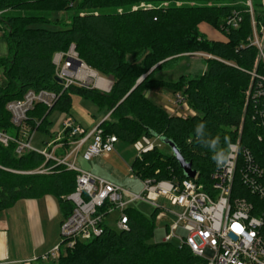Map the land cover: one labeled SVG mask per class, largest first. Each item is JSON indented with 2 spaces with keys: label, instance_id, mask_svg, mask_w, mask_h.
Returning <instances> with one entry per match:
<instances>
[{
  "label": "trees",
  "instance_id": "trees-1",
  "mask_svg": "<svg viewBox=\"0 0 264 264\" xmlns=\"http://www.w3.org/2000/svg\"><path fill=\"white\" fill-rule=\"evenodd\" d=\"M247 1L0 0V34L8 50L7 56L0 58V133L12 138L7 147L0 142V214L19 201L47 196L57 200L65 219L74 209L67 198L76 191L78 172L47 160L36 150L21 156L16 153L20 129L12 125L7 105L23 99L29 91L57 95L51 108L40 103L28 112L26 126L30 133L53 136L49 130L52 114H70L73 97H80L109 115L99 125L105 136L115 135L129 144L143 137L156 142L153 151L137 157L132 164V172L142 178H186L168 143L176 147L206 186L218 170L213 157L222 152L226 155L229 145L239 138L264 166L262 116H255L258 107L254 102L246 107V93L257 83L252 73L257 70L264 76V62L249 40L253 25ZM253 9L260 31L264 25L262 0H253ZM61 13L69 15L67 21L60 20ZM235 17L236 28L229 24ZM203 23L222 33L225 41L208 40L199 29ZM72 45L87 67L112 80L110 92L78 86L64 89L56 81L54 57L66 54ZM189 53L211 57L206 59V70L201 75L183 76L172 85L155 78L161 68ZM161 89L180 94L194 115H174L156 105L148 93ZM259 107L264 109V101ZM68 142H61L64 147L58 156L69 149ZM157 143L171 153H164ZM44 144L46 148L49 145ZM42 169L50 172L36 173ZM235 187H240L239 183ZM126 215L127 231L105 226L101 236L78 242L58 264L197 262L184 245L152 242L155 213L151 219L130 208Z\"/></svg>",
  "mask_w": 264,
  "mask_h": 264
},
{
  "label": "built area",
  "instance_id": "built-area-1",
  "mask_svg": "<svg viewBox=\"0 0 264 264\" xmlns=\"http://www.w3.org/2000/svg\"><path fill=\"white\" fill-rule=\"evenodd\" d=\"M247 5L253 25V36L249 40L259 50V58L264 62V25L260 31L256 29L253 0H248ZM262 7L264 9V0ZM237 21L238 18L235 17L229 24L236 28ZM76 60L80 59L74 45L66 54L60 53L54 57L56 77L62 81L64 89L78 86L110 92L111 82L104 89L99 84V74L94 71L97 74L95 77L87 75L86 71L91 69L84 62L79 65ZM252 77L253 80L257 79V83L246 93V107L251 102L255 103L258 107L255 109V116H262L261 123L264 126V109L259 107L264 101V76L255 70ZM175 97L178 110L185 109L190 112L189 115H194L187 107L185 98L180 94ZM56 100L57 95L54 93L29 91L23 99L7 105L12 125L20 129L21 134L26 126L28 112L36 104L41 103L51 108ZM176 114L175 111L174 115ZM64 139H68L69 149L64 155L58 156L57 152L64 147V143H61ZM10 141L11 137L0 133V142L5 147ZM57 142L60 144L56 145ZM16 143V153L19 156L28 150H36L45 155L47 160L52 159L57 165H64L68 170L79 173L76 191L67 198L74 209L62 224L63 242L44 256L43 261L58 262L78 242H87L101 236L105 226H109L107 218L113 212L119 213L116 219L117 230L127 231L129 226L126 211L132 208L133 203L141 201L153 207L158 221L166 218L167 213L175 216L176 220L168 229L156 233L160 242L181 241L197 259L195 264H264V166L256 161L250 149L241 145V138L230 144L233 147H228L227 160L218 165L209 185L200 183L198 175L195 179L156 180L134 174L143 186L139 194L78 169L80 157L90 162L115 152L119 139L115 135L105 136L99 126L88 130L76 126L71 119L66 120L62 133L53 144L56 147L52 153L48 150L52 145L44 150L33 148L32 136L25 141L20 137ZM155 146L146 137L135 144L139 158L153 151ZM49 172L50 169H45L38 173ZM237 183L240 187L236 189ZM168 205L174 209L169 210ZM235 225H239L243 231H235Z\"/></svg>",
  "mask_w": 264,
  "mask_h": 264
},
{
  "label": "rangeland",
  "instance_id": "rangeland-1",
  "mask_svg": "<svg viewBox=\"0 0 264 264\" xmlns=\"http://www.w3.org/2000/svg\"><path fill=\"white\" fill-rule=\"evenodd\" d=\"M143 7V6H142ZM137 10V8H135ZM67 14V13H66ZM69 15L67 14V16ZM64 17V18H65ZM60 18V16H59ZM68 20V18H66ZM65 20V21H66ZM201 33H203L208 40L210 41H225L226 37L211 27L210 25L203 23L199 26ZM1 35V34H0ZM7 50V45L5 39L0 36V56L4 55ZM206 59L208 55L203 53H189L184 54L179 57H176L173 61H171L168 65L161 68L155 75V78L161 80L170 85L177 83L183 76L186 77H195L201 75L203 71L206 69ZM172 59H169L170 61ZM153 68L149 74H151L157 67ZM101 77V76H99ZM103 78V77H101ZM3 79L2 70L0 68V81ZM112 83L110 78H103ZM106 93V92H105ZM178 94H174L173 90H156L152 93V96L148 94V97L156 103V105L161 106L166 109L171 114L179 113L183 116H188L189 113L185 109L178 110L176 106V97ZM186 106V104H185ZM184 107V106H183ZM188 107V105H187ZM174 112V113H173ZM105 113L100 112L98 107L91 101L84 100L80 97H73V107L71 109L70 114H63L60 112H54L50 117V121L52 125L49 127V130L53 134V136H49L47 134H42L40 132L30 133V129L25 126L26 130L23 131L20 136L22 140H27L30 136H32V146L38 150L46 149V145L44 143H48L52 145L48 150L52 153L56 147L53 145L56 142L60 134L63 130V123L71 119L76 126L83 127L85 129L91 130L92 128L98 126L100 123L104 121ZM156 143V142H154ZM56 144V143H55ZM160 146V149L166 153L170 154L171 151L169 148L164 147L160 143H157ZM57 149V148H56ZM61 151H59L60 153ZM57 156V155H56ZM139 157V153L136 150L135 144H129L123 141H119V143L115 146V152L105 156V158H98L93 161L87 162L83 160L81 157L78 159V169L81 172L88 173L93 175L94 177L104 180L110 184L122 187L127 190H131L132 192L139 194L141 193L143 186L142 183L137 180L134 176V173L131 170L133 162L136 158ZM45 169L39 170V173L44 172ZM36 172V173H38ZM35 173V172H34ZM132 208L141 212L147 218H152L154 213L153 207L150 205L138 201L132 204ZM168 209H174L170 205H168ZM119 216L118 212L111 213L107 218V224L110 228L116 230V219ZM62 217V216H61ZM176 220L173 214L167 213L166 218L161 221L155 219V232L163 229H168L171 223ZM65 221L63 217V222ZM63 224V223H62ZM62 224L54 229L56 232L52 234L54 238L53 244H57V246L61 245L63 242L62 237ZM152 242H156V238L152 240ZM173 245L177 247H182L183 243L181 241H173ZM25 252V250H22ZM21 251V252H22ZM43 251H39L36 255H40ZM52 252V251H50ZM55 264V263H54Z\"/></svg>",
  "mask_w": 264,
  "mask_h": 264
},
{
  "label": "crops",
  "instance_id": "crops-1",
  "mask_svg": "<svg viewBox=\"0 0 264 264\" xmlns=\"http://www.w3.org/2000/svg\"><path fill=\"white\" fill-rule=\"evenodd\" d=\"M65 16H67L66 13L60 14L62 22L68 18ZM7 54L8 50L0 58ZM2 82L3 79L0 84ZM153 92L155 91H149V96H152ZM108 116L105 115L104 121ZM63 217L57 200L50 196L37 200L19 201L1 213L0 264H58L57 261L42 259L57 247V244H53L55 240L52 234L56 232L54 229L59 228L63 223ZM155 238V243L160 242L156 232ZM39 251L43 252L37 256L36 253Z\"/></svg>",
  "mask_w": 264,
  "mask_h": 264
},
{
  "label": "water",
  "instance_id": "water-1",
  "mask_svg": "<svg viewBox=\"0 0 264 264\" xmlns=\"http://www.w3.org/2000/svg\"><path fill=\"white\" fill-rule=\"evenodd\" d=\"M76 62L80 65L83 63V61L81 60H76ZM146 77V76H145ZM143 77L138 84H140L143 79L145 78ZM56 81L60 84H62V81L56 77ZM169 148L171 149L174 157L176 158L177 162L179 163L182 171L184 172V175L187 179H195L197 176V173L195 171H193L191 164H188L180 155L179 151L176 149V147L173 144H169L168 143ZM158 243H162V242H158Z\"/></svg>",
  "mask_w": 264,
  "mask_h": 264
},
{
  "label": "clouds",
  "instance_id": "clouds-1",
  "mask_svg": "<svg viewBox=\"0 0 264 264\" xmlns=\"http://www.w3.org/2000/svg\"><path fill=\"white\" fill-rule=\"evenodd\" d=\"M202 127V125L198 126V131L199 128ZM233 146L229 145V149H231ZM213 160L219 165L221 164V162L226 161L227 160V155H225L223 152L218 154L217 156L213 157Z\"/></svg>",
  "mask_w": 264,
  "mask_h": 264
},
{
  "label": "bare ground",
  "instance_id": "bare-ground-1",
  "mask_svg": "<svg viewBox=\"0 0 264 264\" xmlns=\"http://www.w3.org/2000/svg\"><path fill=\"white\" fill-rule=\"evenodd\" d=\"M87 75H91V77H95L97 74L94 71H86ZM99 84H102L104 89H107L110 86V82L108 80H105L103 78L100 79Z\"/></svg>",
  "mask_w": 264,
  "mask_h": 264
},
{
  "label": "snow or ice",
  "instance_id": "snow-or-ice-1",
  "mask_svg": "<svg viewBox=\"0 0 264 264\" xmlns=\"http://www.w3.org/2000/svg\"><path fill=\"white\" fill-rule=\"evenodd\" d=\"M234 230L237 231V232H242L243 231V229L239 225H235L234 226Z\"/></svg>",
  "mask_w": 264,
  "mask_h": 264
}]
</instances>
